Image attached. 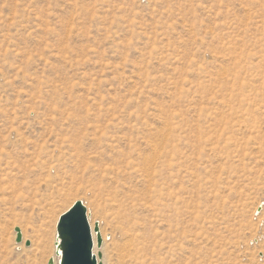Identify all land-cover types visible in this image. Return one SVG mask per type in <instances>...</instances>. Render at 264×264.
<instances>
[{
    "label": "rangeland",
    "instance_id": "374dc122",
    "mask_svg": "<svg viewBox=\"0 0 264 264\" xmlns=\"http://www.w3.org/2000/svg\"><path fill=\"white\" fill-rule=\"evenodd\" d=\"M78 200L102 264L120 204L169 264H264V0H0V264Z\"/></svg>",
    "mask_w": 264,
    "mask_h": 264
},
{
    "label": "bare ground",
    "instance_id": "6f19581e",
    "mask_svg": "<svg viewBox=\"0 0 264 264\" xmlns=\"http://www.w3.org/2000/svg\"><path fill=\"white\" fill-rule=\"evenodd\" d=\"M165 143H163V144H165ZM158 151H160L159 148H158ZM155 153H156V150H155L154 154ZM146 154H147V152H146ZM156 155H158V152L156 153ZM146 156L144 155V159H145V161L143 163L144 167H145L144 172H145V176L148 178V181L150 182L152 179L151 176H152L153 171H154L153 165L155 164L154 161H156L155 160L156 158H155V155H153L155 159L152 156L151 157L153 159L152 158H146ZM158 156H156V157L158 158ZM149 186H150V183H149ZM147 203H150V200H146V204L143 205L144 208L146 207ZM116 206H118V205H116ZM132 208H133V210H130L129 213H124L123 212V206H121V204H120L118 206V211H117L116 215L112 216L113 219H115L117 222L116 231L118 232L119 236L121 237V238L118 237V238H120V244L118 243V246L116 245L118 248L117 249L118 250L117 256H118L119 260L121 261L122 264H169L166 261V257L162 258V255L160 256V253H161V251H164V252L173 251V250H175V247L169 245L168 242L164 240L165 239L164 234L163 233L160 234V232L157 230L155 231V233L153 232L151 235L147 234L146 229L144 230V232H142V228H141L142 222L140 219H138V217H136V206L134 205V206H132ZM68 209L69 208H67V210ZM143 211H144V209H143ZM87 215H88V218H89L92 230H93L94 253L97 256L98 262L100 264H102V262L100 261L101 254L100 253L98 254V252L100 250L99 248L102 247L103 243L101 246L98 245V233L95 231V226L98 223L99 224V234H101L100 222L97 221L95 223V221L92 220V216L88 212V209H87ZM95 220H97V219H95ZM58 221H59V219H58ZM57 224H58V222H57ZM17 227H19V226H17ZM21 231H22V229H21ZM22 234H23V232H22ZM155 235H157L158 238L161 237V241H156ZM16 236H17V232H16ZM101 236L103 239V238H105L106 235H104V233H102ZM118 238H117V240H118ZM23 240H24V236H23ZM23 240H22V242H23ZM105 240H107V239H105ZM26 241H25V244H26ZM57 241H58V234L56 235V239L54 242V252L55 253L51 256L54 259V264H59V261L61 258L60 255L57 253V246H56ZM22 242H17V243H22ZM103 242H104V240H103Z\"/></svg>",
    "mask_w": 264,
    "mask_h": 264
},
{
    "label": "water",
    "instance_id": "95a60500",
    "mask_svg": "<svg viewBox=\"0 0 264 264\" xmlns=\"http://www.w3.org/2000/svg\"><path fill=\"white\" fill-rule=\"evenodd\" d=\"M16 241L22 242L23 234L20 227H16ZM98 233V245L101 246L103 239L99 234V224L95 226ZM58 241L57 253L60 255L59 264H100L94 253L93 230L87 215V208L82 200L76 201L59 218L57 224ZM31 241H26L30 246ZM54 264V259L49 260Z\"/></svg>",
    "mask_w": 264,
    "mask_h": 264
}]
</instances>
